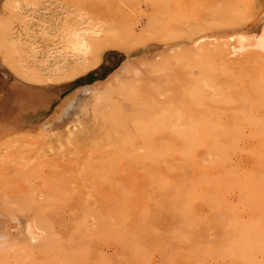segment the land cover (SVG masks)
I'll return each mask as SVG.
<instances>
[{"label":"rangeland","instance_id":"rangeland-1","mask_svg":"<svg viewBox=\"0 0 264 264\" xmlns=\"http://www.w3.org/2000/svg\"><path fill=\"white\" fill-rule=\"evenodd\" d=\"M4 27L0 264H264V52L231 50L264 0H0Z\"/></svg>","mask_w":264,"mask_h":264},{"label":"bare ground","instance_id":"bare-ground-1","mask_svg":"<svg viewBox=\"0 0 264 264\" xmlns=\"http://www.w3.org/2000/svg\"><path fill=\"white\" fill-rule=\"evenodd\" d=\"M65 22H68L67 20H65ZM8 25V24H7ZM3 27V26H2ZM11 30V28H10ZM62 30L64 31L63 33L61 32V38L63 40H65L67 42V47L69 46L70 50L72 49V51H83L84 49H90V45H89V41H88V37L87 35H80L78 30L75 27H73L72 22H70L69 24H67L66 26L62 27ZM13 31V29H12ZM14 32V31H13ZM9 29L7 28H0V44L3 46V48L8 51L7 53L10 55H15V53L17 52H21V48L22 46L19 47V43L17 38H15V34L12 35L11 38H15L10 40V36L9 35ZM87 34V33H86ZM11 35V34H10ZM10 38V39H9ZM22 41V40H20ZM230 41V40H229ZM232 41V54L236 55L239 54L240 52H243L244 49H246L247 47H253L255 48L258 52H264V29H262L257 35L253 36L252 39H249L246 36H236L233 37L231 39ZM22 44V43H21ZM20 44V45H21ZM24 44V43H23ZM65 44V43H64ZM32 45V44H31ZM33 46V45H32ZM31 46V47H32ZM65 46V45H64ZM33 48V47H32ZM66 48V46H65ZM31 49V48H30ZM35 49V48H34ZM67 49V48H66ZM251 49V48H250ZM33 50V49H32ZM35 51V50H34ZM62 51V50H61ZM208 51V50H207ZM25 52V51H24ZM23 53V52H22ZM13 63V62H12ZM94 65V64H93ZM16 66V65H15ZM84 67V66H83ZM30 68V67H29ZM21 70V69H20ZM49 70V69H48ZM19 71V70H18ZM79 70L74 69V71H72L70 73V76H75L77 75ZM82 71V70H81ZM44 72V71H43ZM69 73V72H68ZM23 74V72H22ZM21 74V75H22ZM48 76V75H47ZM26 77V76H24ZM65 78V77H64ZM39 79V77H38ZM28 80V79H27ZM33 81V79H32ZM41 82V81H40ZM44 83V82H43ZM86 90H89L88 88H86ZM85 90V91H86ZM99 95V94H98ZM100 97V96H98ZM99 99V98H98ZM246 101V100H245ZM39 228V227H38ZM36 226L32 223H28L26 226V232L29 235L30 238L34 239L37 238V232H36ZM1 236V235H0ZM39 237V236H38ZM40 238V237H39ZM7 236L6 234L3 235L0 239V253L1 250H3L5 248V244L7 243ZM9 240V239H8Z\"/></svg>","mask_w":264,"mask_h":264}]
</instances>
